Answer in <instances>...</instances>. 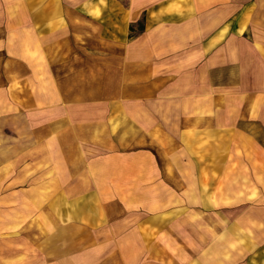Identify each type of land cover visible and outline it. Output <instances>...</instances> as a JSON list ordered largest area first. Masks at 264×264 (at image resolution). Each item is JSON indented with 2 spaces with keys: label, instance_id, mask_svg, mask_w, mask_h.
<instances>
[{
  "label": "rangeland",
  "instance_id": "1",
  "mask_svg": "<svg viewBox=\"0 0 264 264\" xmlns=\"http://www.w3.org/2000/svg\"><path fill=\"white\" fill-rule=\"evenodd\" d=\"M183 1L0 0V264H264V2Z\"/></svg>",
  "mask_w": 264,
  "mask_h": 264
},
{
  "label": "crops",
  "instance_id": "2",
  "mask_svg": "<svg viewBox=\"0 0 264 264\" xmlns=\"http://www.w3.org/2000/svg\"><path fill=\"white\" fill-rule=\"evenodd\" d=\"M181 1L182 0H153L152 5L160 10L171 4L180 6ZM262 2H264V0H186L183 1L182 4L184 7L191 9V13H188L187 17H184L186 20L196 16V19L193 21L197 23L207 22L221 24L224 22H232L233 24H238L248 22L251 16H254V13L259 14ZM208 11H210V14L207 15L206 12ZM205 16L210 17L204 18ZM177 17L179 21H184L182 16ZM247 18L249 19L246 21ZM40 21H42V19H40ZM260 21L264 22V19ZM221 29L216 30L212 37H218V32L221 31Z\"/></svg>",
  "mask_w": 264,
  "mask_h": 264
}]
</instances>
